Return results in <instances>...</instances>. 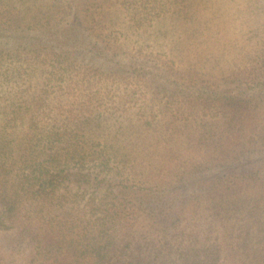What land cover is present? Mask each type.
I'll list each match as a JSON object with an SVG mask.
<instances>
[{"label": "rangeland", "instance_id": "rangeland-1", "mask_svg": "<svg viewBox=\"0 0 264 264\" xmlns=\"http://www.w3.org/2000/svg\"><path fill=\"white\" fill-rule=\"evenodd\" d=\"M3 133L14 160L39 150L35 137L52 140L37 158L53 185L38 193L51 216L43 241L62 220L87 239L114 235L113 256L141 244L179 264L194 246L209 263L259 262L264 160L225 175L264 156V0H0ZM212 170L226 174L197 180ZM241 199L253 218L221 230L212 217ZM18 220L22 234L0 224V264L27 258L34 229Z\"/></svg>", "mask_w": 264, "mask_h": 264}, {"label": "trees", "instance_id": "trees-1", "mask_svg": "<svg viewBox=\"0 0 264 264\" xmlns=\"http://www.w3.org/2000/svg\"><path fill=\"white\" fill-rule=\"evenodd\" d=\"M7 72L8 71H6V75L8 74ZM20 76L22 77V75ZM12 100L8 102L9 105L13 104ZM24 100L25 99L18 97L14 100V104H17L16 107H22L23 109ZM6 136H9V134H0L3 141L7 143L6 147H2L0 144V190L4 192L2 187L8 189V192L4 193L5 195L3 197L0 195V224L7 230L12 229L14 225H16L15 227L17 231L22 234V230L19 227H22L24 223L18 219H25L28 221L29 227L34 229L28 233L29 253L25 262L22 264H148L149 261L152 264L153 258H155V260L157 259V264H161L163 255L158 252L156 254L152 253L151 259V256H149L146 251L142 250L141 244H137L139 245V248L135 251L119 253V257L113 256L114 251H112V248L115 249L117 246V239L113 237L114 235L106 233L103 228H101L98 229L96 234L87 239V232L86 235H80L73 229L72 224L62 220L59 221L63 226L59 230V234L56 236V241H43L40 227L47 222H50L51 216L49 207L39 198L38 193L53 189V185H51L47 178V176H49V171L45 169L46 165H41V162L46 158H41L40 160H37V158L42 155H47L46 153L41 152H44L42 151L44 150V145L51 144L52 140L47 136L35 137L36 140H40L41 138V141L38 142L39 145L41 144L39 150H37L38 148L25 150L20 159L14 160L15 155L12 150L13 148H11L10 145L11 139L14 138V135H11L9 138ZM255 159L264 160V156L259 154L255 155L253 158L246 156L243 160H236L228 165V169H226L230 172L228 175H225V172L214 173V170H212V172L207 173L204 177H200L197 180L203 179L207 185L208 182L211 183L215 179H221L224 175L226 177L233 176L232 174H235L234 170L237 172L236 174L238 176L242 174L243 176H248L256 173L255 171H258V165L254 163ZM239 162L248 163V166H251V168L249 170L247 168L244 170L245 167L238 168L236 165ZM35 170L38 172L34 173ZM245 172L249 173L245 174ZM203 181L199 183L200 187L205 186ZM234 187L236 188V185L229 187V189H235ZM231 194L221 193L222 196H230ZM247 203L248 202L245 199H241L240 203L236 205H228V211L224 216L214 215L212 217L216 220L214 224L221 225V230H230L234 225V221L238 218L235 216L237 213H240V216H243L240 218L250 221L249 219L253 217H245L244 215H249L250 213L248 211L253 207L248 206ZM255 208H257V205H255ZM176 214L179 216V211L175 214L172 213L169 216V220L174 221L178 219ZM2 217L8 219L9 223H2ZM66 219L73 221L71 218ZM227 221L228 223H226ZM211 225L212 224L210 223L207 227L212 228ZM227 226L229 229H225ZM109 228L111 229V227ZM114 238L116 239V242H114ZM254 256L256 259L261 260L257 262L253 260L254 257H251L252 261L258 264H264V251H260V253ZM209 260L210 257L207 253L202 255L200 251L197 252L196 248L193 246L184 248L179 264H214L213 261V263H209ZM252 261L248 260V264H253Z\"/></svg>", "mask_w": 264, "mask_h": 264}]
</instances>
